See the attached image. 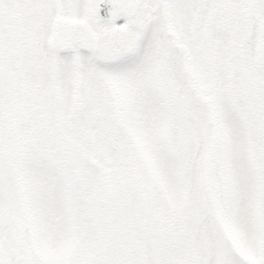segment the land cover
<instances>
[{
    "label": "snow or ice",
    "instance_id": "6c2138e0",
    "mask_svg": "<svg viewBox=\"0 0 264 264\" xmlns=\"http://www.w3.org/2000/svg\"><path fill=\"white\" fill-rule=\"evenodd\" d=\"M0 264H264V0H0Z\"/></svg>",
    "mask_w": 264,
    "mask_h": 264
}]
</instances>
